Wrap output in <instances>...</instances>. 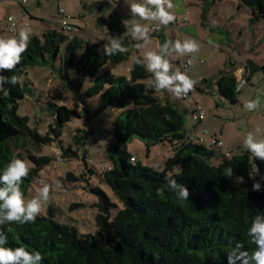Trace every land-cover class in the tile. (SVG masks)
I'll use <instances>...</instances> for the list:
<instances>
[{"label":"trees","instance_id":"obj_1","mask_svg":"<svg viewBox=\"0 0 264 264\" xmlns=\"http://www.w3.org/2000/svg\"><path fill=\"white\" fill-rule=\"evenodd\" d=\"M241 3L254 18L264 19V0ZM66 24L59 30L47 28L40 35L33 34L16 68L0 72L5 77L24 76L22 83L5 84L6 92L0 91V174L16 156L29 161L31 171L22 184L26 196L42 167L52 160L40 152L43 147L56 145L62 161L76 155L87 142L88 127L70 129L71 120L81 116L68 106L46 104L53 118L44 132L18 110L28 94L34 95L28 82L29 68L51 66L67 78L73 67L76 90L90 77L84 97L100 94L98 112L117 110L110 114L112 141L104 147L109 165L99 176V184H105L111 195L99 184L89 188L97 198L93 231L80 232L72 224L59 222L48 206L35 223L4 225L7 246L40 251L42 264H228L226 255L236 242L252 251L255 245L247 232L252 216L257 211L264 213V161L253 159L247 151L229 156L213 145L189 138L187 109L169 100L167 94L160 98L157 91L146 88L151 74L133 63L134 58L143 57L140 52L132 55L135 41L131 36H123L126 53L107 56L97 41L65 33L64 29L70 30ZM164 29L151 32L159 45L168 40ZM129 58L128 76L105 67ZM244 68L245 81L250 82L253 71L261 67L249 59ZM236 84L230 68L212 80H197L194 89L203 92L214 85L221 97L236 104L240 91ZM134 138L147 150L158 143L168 145L170 155L160 163V169L145 166L127 150ZM213 157L218 163H211ZM229 167L231 177L226 175ZM65 175L69 180H80L70 171ZM167 175L188 187L189 200H179L168 188ZM254 180L261 183L259 191L252 189Z\"/></svg>","mask_w":264,"mask_h":264},{"label":"rangeland","instance_id":"obj_2","mask_svg":"<svg viewBox=\"0 0 264 264\" xmlns=\"http://www.w3.org/2000/svg\"><path fill=\"white\" fill-rule=\"evenodd\" d=\"M132 2L137 0H128V3ZM172 2L175 5L173 12L176 21L179 22L181 17L185 16L184 22H188L189 27L179 31L173 22L171 26L165 27V37L173 42L192 38L200 44L198 52L187 55L191 59V65L184 69L181 65L185 56L169 57L173 70L186 71L193 79H200L216 77L220 72L229 70L230 58L240 63L252 59L259 67L264 66V19L254 18L241 0H172ZM60 10L63 14L59 12ZM9 16L16 21L15 30L10 29ZM64 19L70 26V30L64 29L65 33H77L86 40L97 41L102 52L103 45L113 36H130L123 23L125 19L129 22L139 21L138 17L130 15L129 5L125 0H28L22 5L17 0H0V37L15 36L24 25L30 26L35 35H40L48 27L59 30ZM150 39L151 43L147 48H138L137 44L142 42L131 37V40L135 41L132 45L135 48L132 55L140 52L143 57L147 50H158L160 45L157 36L150 33ZM200 59L203 61L199 63ZM177 60L179 62L175 63ZM130 61L131 58L105 67L116 74L128 76ZM234 69L236 70L235 67ZM251 77L252 84H246L238 93V97L242 98L243 95L244 99L239 98L236 104H231L221 97L214 85L208 86V91L194 89L186 98H176L166 90L158 92V95L164 98L161 96L167 94L169 100L187 109L185 125L189 138L208 145L210 138L208 136L212 135H209V132L215 133L217 137H224L228 142H234L235 146L242 147L243 150H237L238 146L234 149V152L240 154L246 151L243 141L247 133L253 132L257 136L252 124L254 117L250 111L244 109L243 105L248 101V95L252 97L251 92L254 90L252 87L261 84L264 86V69L253 71ZM20 78L24 79V76ZM28 82L34 95L28 94L20 103L18 109L20 113L27 115L31 123L44 132L48 130L53 118L45 109L46 104L52 102L56 106H68L81 116L71 120L70 129L88 127V139L76 151V155L72 154L70 158L62 161L58 160L60 153L56 145L43 147L40 152L45 156H51L52 160L42 167L25 197L30 199L35 196L43 186V181L49 184L51 190L49 202L41 213L45 214L46 208L51 206L55 211L54 217L59 222L72 224L80 232L93 231L94 216L97 212L94 204L97 198L89 188L99 184L100 172L109 165L104 147L106 143L112 141L110 114L114 115L117 110L110 108L98 112L101 106L100 94L84 97L87 87L91 84L90 77L77 91L73 67L67 72V78H62L60 72L51 66H35L28 69ZM262 94L258 97L260 103ZM196 106L204 110L202 124L191 117V111ZM195 134H200L203 140ZM113 141L121 146L117 141ZM76 148L73 146L74 150ZM83 148L84 156H82ZM167 149L166 144L158 143L147 150L138 138L132 139L127 144V150L145 166L158 169L160 163L170 155V150ZM218 161L216 157L211 159L213 164ZM68 171L79 176L80 180H69L65 175ZM99 185L111 195L110 189L105 184Z\"/></svg>","mask_w":264,"mask_h":264},{"label":"clouds","instance_id":"obj_3","mask_svg":"<svg viewBox=\"0 0 264 264\" xmlns=\"http://www.w3.org/2000/svg\"><path fill=\"white\" fill-rule=\"evenodd\" d=\"M125 3L129 5L130 15L139 18V21L129 22L127 19L123 21L128 35L133 40L142 42V44H137L138 48H147L151 43V32L159 31L161 27H166L176 20V15L173 12L175 5L172 0H137L132 3L125 0ZM140 21L151 23H141ZM32 35V28L24 25L19 29L17 35L0 37V72H11L16 68L21 62L23 54L28 50ZM199 49L200 44L192 38L174 42L166 40L158 50H147L143 59L134 58L133 63L143 66L151 74L146 88L154 89L157 92L166 90L176 98L186 97L194 90L197 81L186 71L173 70L169 57L187 56L198 52ZM127 51L128 48L124 46V37L120 35L113 36L103 45V52L107 56L123 54ZM190 65L191 60L189 61ZM238 71L243 73V68ZM9 83L16 85L22 81L15 75L10 77L0 75V91L6 92L4 85ZM245 84L243 76H239L236 90L239 91ZM259 106V98L248 100L243 105L244 109L248 111H254ZM243 147L253 159L264 161V138H258L253 132H249L244 138ZM30 171V162L16 156L10 160L0 174V264H42L44 259L40 251H29L24 246H7L8 236L3 230V226L7 224L35 223L42 209L49 202L51 189L49 184L43 181L40 191L32 198L26 199L22 184L29 176ZM232 174V169L229 167L226 175L231 177ZM165 180L168 188L176 194L179 200H189L190 191L186 185L178 183L171 175L165 176ZM240 182H244L242 177ZM252 189L259 191L261 183L254 180ZM161 191L158 190V194H161ZM247 235L255 248L249 251L245 249L243 243L236 242L226 255L228 264H264V213L257 211L252 216Z\"/></svg>","mask_w":264,"mask_h":264},{"label":"crops","instance_id":"obj_4","mask_svg":"<svg viewBox=\"0 0 264 264\" xmlns=\"http://www.w3.org/2000/svg\"><path fill=\"white\" fill-rule=\"evenodd\" d=\"M7 18V17H6ZM182 20V19H181ZM176 21L175 20V24H179L180 25V29H178L179 31H182L183 29H187L189 26H188V22H182V21ZM26 24V23H25ZM16 26H17V24H16ZM168 26H171V24H169ZM176 26V25H175ZM174 27V26H173ZM48 28H51V27H48ZM18 34V33H17ZM158 39V38H157ZM247 60H249V59H246L244 62H242V63H240L239 61L237 62L235 59H229L228 60V62H229V65H230V68H232L233 69V73L235 74V76L238 78L239 76H243L244 75V71H245V68H244V65H245V63H246V61ZM250 60H252V59H250ZM200 63V62H199ZM232 66V67H231ZM234 67L236 68V70L234 69ZM229 68V69H230ZM241 68H243V73H240L239 71H238V69H241ZM261 68H263L264 69V66L263 67H261ZM203 78H208V77H203ZM215 77H210L209 79H214ZM200 79H202V78H200ZM197 80H199V79H197ZM251 81H252V77H251V79H250ZM250 84L251 82H246V84ZM245 84V85H246ZM252 84V83H251ZM258 87H252V89H254L252 92H251V98L249 97V95L247 96L248 98H247V100H254V99H256V98H258L259 97V95H261L262 93V96L263 97H260L261 98V103H260V106L256 109V110H254V111H250V113H252V117H254L253 118V120H252V124H253V127H254V129L256 130V134H257V137L258 138H264V86H263V84H261V85H257ZM241 97L242 98H240V100H243L244 99V97H243V95H241ZM242 105H243V103H242ZM204 116H205V114H204ZM204 119V118H203ZM201 124H202V121L200 122ZM204 127V126H203ZM249 128H250V125H249V122H248V130H249ZM249 132V131H248ZM210 134H212V135H210ZM208 135V134H207ZM209 135L210 136H208V137H210V138H212V137H215L216 139H218V140H220L221 142H222V148H221V151H223V152H229V156H232V155H234L236 152H234V149H236V147L238 146V148H237V150H239V149H242V147H240L239 145H234V142H228L227 141V139L226 138H222V137H217L216 135H215V133H211V132H209ZM195 136L197 137V136H199L200 137V134H195ZM210 138H209V140H210ZM209 142V141H208ZM168 146V145H167ZM168 151H169V148L167 149ZM243 150V149H242ZM169 154H170V151H169ZM237 154V153H236Z\"/></svg>","mask_w":264,"mask_h":264},{"label":"built area","instance_id":"obj_5","mask_svg":"<svg viewBox=\"0 0 264 264\" xmlns=\"http://www.w3.org/2000/svg\"><path fill=\"white\" fill-rule=\"evenodd\" d=\"M28 0H17V2L19 3V4H25L26 2H27ZM61 14H63V11H59ZM10 17H12V16H9L8 17V21L10 22V29L11 30H15V28H16V21L14 20V18L12 19V20H10L9 18ZM181 21L182 22H184V21H186V17L185 16H182L181 17ZM61 25H63V26H66L67 24H66V20L64 19L63 20V23L61 24ZM176 25V28H178V29H180V25L179 24H175ZM191 59L188 57V56H185V59H184V62L182 63V65H181V67L184 69V68H186V67H188V65H189V61H190ZM203 60L202 59H200L199 60V62H202ZM243 79L245 80V78H244V76H243ZM194 80H196L197 81V79H194ZM189 96V94L186 96V97H188ZM186 97H184V98H186ZM204 110L201 108V107H199V106H196L192 111H191V117L193 118V119H195V120H197V121H199V122H201L202 120H203V118H204ZM202 129H203V131H204V128L202 127ZM201 140H203V138L202 137H199ZM202 142V141H201ZM208 145H213V146H215L216 148H218V149H221L222 148V142L220 141V140H218V139H216L215 137H212V138H210V140H209V142H208ZM226 155H229V152H224Z\"/></svg>","mask_w":264,"mask_h":264}]
</instances>
